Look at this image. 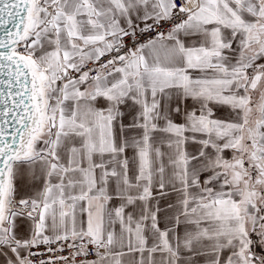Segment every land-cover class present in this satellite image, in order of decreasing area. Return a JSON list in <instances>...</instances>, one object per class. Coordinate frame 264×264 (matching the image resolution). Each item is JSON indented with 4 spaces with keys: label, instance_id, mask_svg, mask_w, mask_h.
Segmentation results:
<instances>
[{
    "label": "snow or ice",
    "instance_id": "obj_1",
    "mask_svg": "<svg viewBox=\"0 0 264 264\" xmlns=\"http://www.w3.org/2000/svg\"><path fill=\"white\" fill-rule=\"evenodd\" d=\"M0 264H264V0H0Z\"/></svg>",
    "mask_w": 264,
    "mask_h": 264
}]
</instances>
